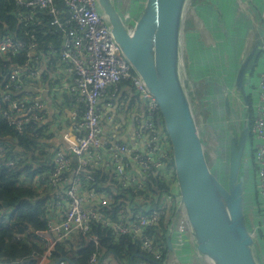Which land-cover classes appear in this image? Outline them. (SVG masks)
Returning a JSON list of instances; mask_svg holds the SVG:
<instances>
[{
    "label": "built area",
    "instance_id": "2783aa9c",
    "mask_svg": "<svg viewBox=\"0 0 264 264\" xmlns=\"http://www.w3.org/2000/svg\"><path fill=\"white\" fill-rule=\"evenodd\" d=\"M13 1L17 8L12 13L21 25L18 37L10 29L0 33V119L29 133L41 146L47 143L42 149L47 151L50 218L47 229L39 233L47 244L38 263L76 264L66 258L51 261L54 246L66 242L83 255L81 250L89 244L99 245L98 235L91 231L94 223H101L110 226L117 238L131 236L146 254L138 264H178L177 250L192 247V239L186 217L178 211L180 194L171 143L157 99L125 57L97 0ZM135 4L131 0L126 6V24L136 22L142 11L135 12ZM27 24L35 26L26 29ZM36 27L42 30L40 41ZM46 35L60 37L59 45L53 40L46 43ZM258 65L251 72L255 82L252 75L248 79L257 88L249 152L262 220L253 231L264 261V69L258 73ZM122 84L133 88L144 116L131 140L114 142L118 128L106 133L103 115L108 114L100 104L106 95L116 97ZM189 87L196 92L193 81ZM11 145L0 139V162L13 168L19 157L5 158ZM88 165L102 168L117 185L101 193L88 187L85 178L93 179L85 174ZM116 197H121L119 206ZM113 207H117L116 220L107 214ZM175 218L174 250L169 252L167 236ZM132 258L122 261L96 250L84 263L134 264Z\"/></svg>",
    "mask_w": 264,
    "mask_h": 264
},
{
    "label": "water",
    "instance_id": "95a60500",
    "mask_svg": "<svg viewBox=\"0 0 264 264\" xmlns=\"http://www.w3.org/2000/svg\"><path fill=\"white\" fill-rule=\"evenodd\" d=\"M127 60L157 99L173 151L179 188L178 211L186 217L193 251L210 264H264L249 221L246 199L250 117L247 82L251 54L239 65L234 87L245 105L241 128L228 134L226 184L210 167L196 118L194 88L187 84L184 62V22L190 0H145L132 29L113 0H97ZM236 90L224 95L226 115L234 116ZM173 219L167 236L174 250ZM59 262V261H58ZM57 262V263H58Z\"/></svg>",
    "mask_w": 264,
    "mask_h": 264
},
{
    "label": "trees",
    "instance_id": "16d2710c",
    "mask_svg": "<svg viewBox=\"0 0 264 264\" xmlns=\"http://www.w3.org/2000/svg\"><path fill=\"white\" fill-rule=\"evenodd\" d=\"M134 1L137 2V4L134 5V11H141L144 5L142 2L144 0ZM16 8L17 6L13 0H0V33L10 29L15 33L16 37H18L17 29L21 23L12 13ZM34 26L35 25L32 24L25 25L26 29H32ZM36 33L40 41L42 30L36 27ZM26 39L29 41V37ZM44 40L46 43L53 40L56 45H59L61 38H52L46 35L44 36ZM247 72L250 73L251 70L249 71L248 69ZM199 78L200 77L196 75L193 76L192 80L196 82ZM249 78L250 77H248V79ZM216 80L218 82V79ZM251 80L255 82L254 75L251 76ZM194 84L196 92L200 95L202 100L205 99V97L209 98L216 96L211 85L202 83ZM228 85H234L233 77L228 80ZM246 88L248 115L253 121V104L255 101L252 91L254 86L247 82ZM65 97L69 98L66 94ZM211 103L214 105L213 102ZM219 112L224 113L225 117L223 116V118ZM207 120L210 122L211 126L217 129V139L219 138L222 144L226 142L227 147V138L229 137L224 135V132L226 131L229 134L231 128H241V123L238 122L236 124V120L232 115H226L223 105L220 107L218 104H215L214 107L209 110ZM250 123L251 122H249V125ZM30 130L31 129L28 128V131ZM0 139L12 142L5 158L10 156L19 157V164L17 167L12 168L5 166L3 164L4 160L0 162V264H37L39 259L44 255L47 244L46 240H44L39 233L47 229L50 218L49 207L47 205L50 199V189L45 166L47 161V155L45 154L47 151L42 149V147H47V143L44 142L41 146L36 138L29 136V133L19 132L3 119H0ZM227 161L228 156L225 157L224 162H221V166L218 167L217 170L214 169V167L212 168L224 184H226L227 181ZM254 171V166H251L250 172L246 168L248 177L246 199H252V201L253 197L250 198L249 194L255 179ZM85 174L93 177L91 181L85 178V182H87L88 187L94 188L98 193L109 191L111 186L117 185V181L114 180L109 173L102 170V168H91L90 165H88V170L85 171ZM103 184H107V187H102ZM121 203V197H116L115 204L119 206ZM116 210L117 207H113L110 213L107 212L112 220H116ZM91 233L98 235L100 240L98 246L94 243L89 244L81 250L83 254L81 255L79 250H76L70 245L67 246L66 242L56 244L49 259L51 261H56L60 258H66L76 264H85L84 258L91 256L96 250H105L122 261H129L131 257H133L132 261L134 264H138L140 260L146 257V254L140 250L139 245L136 242H132L131 236L122 235L117 238L110 226L94 223Z\"/></svg>",
    "mask_w": 264,
    "mask_h": 264
},
{
    "label": "crops",
    "instance_id": "0c3cea01",
    "mask_svg": "<svg viewBox=\"0 0 264 264\" xmlns=\"http://www.w3.org/2000/svg\"><path fill=\"white\" fill-rule=\"evenodd\" d=\"M115 4L117 7L123 5L126 10L123 0H115ZM249 46L252 48L249 71L253 72L259 63L257 70L260 73L264 69V51L261 49L264 46V0H190L184 22V50L188 53L186 75L189 80L196 75L205 80L218 79V82L208 81L215 98L222 105L224 95L236 90L234 85H228V80L235 79L239 65L249 55L245 56ZM251 72H248V77ZM252 92L254 101H257V88L254 87ZM105 103L112 106L107 107ZM100 105L110 116L103 115L106 133L118 128L112 141L131 140L144 116L142 104L133 88L122 84L116 97L106 95ZM219 113L225 117L224 113ZM246 156L244 163L250 172L253 154L249 152ZM252 184L249 196L253 201L249 200V211L252 224L258 225L262 220L257 210L254 181ZM176 260L178 264H210L201 259L191 246L177 250Z\"/></svg>",
    "mask_w": 264,
    "mask_h": 264
},
{
    "label": "rangeland",
    "instance_id": "374dc122",
    "mask_svg": "<svg viewBox=\"0 0 264 264\" xmlns=\"http://www.w3.org/2000/svg\"><path fill=\"white\" fill-rule=\"evenodd\" d=\"M113 1H115V0H113ZM123 1H124L125 6H128L131 4V0H123ZM118 9L121 11V13L123 14V16L126 19V13H125L124 6L123 5L118 6ZM131 22L134 23L135 21H129L128 20L127 24L129 25V24H131ZM128 28L131 29L133 27H128ZM251 49H252L251 46L246 48L245 56L250 53ZM184 57H185L184 62H186L188 59V53L185 50H184ZM201 80H202V84H206V85L210 84V81L204 82L203 81L204 79H202V78H200L198 81L200 82ZM213 81L217 82L216 79H214ZM199 82H197V84H199ZM194 83H196V82L193 81V84ZM195 96H196V100H197L196 101L197 102L196 118L199 122L198 124L202 125V126H199V128H200V132H201L203 139H204L205 152L207 155V159L209 161L210 167L211 168L214 167V169L217 170V168L221 166V162L225 161V157L228 155V148H227L226 142L224 144H222L220 142V139L219 138L217 139L218 131L215 127L210 125V122L207 120V116L209 115V110H211V108L214 107L215 104H218V106L221 107L222 102L221 101L219 102V100H217V98L215 99L214 97H209V98L205 97V99L202 100L200 95L197 92H195ZM236 101H237V103H235V112L233 114L234 115L233 117L236 120V124L238 122H240L241 126H242V123H243L242 120H243L244 115L246 114L245 113L246 109H245L244 104H243V99L239 93L236 94ZM211 102H213L214 105ZM251 103H252V100H251ZM250 122L252 123V119H250ZM251 123H250V126H251ZM224 135L228 136V132L225 131ZM248 216H249V221H251V216H250L249 210H248ZM43 264H46V262H44Z\"/></svg>",
    "mask_w": 264,
    "mask_h": 264
},
{
    "label": "flooded vegetation",
    "instance_id": "af4514ba",
    "mask_svg": "<svg viewBox=\"0 0 264 264\" xmlns=\"http://www.w3.org/2000/svg\"><path fill=\"white\" fill-rule=\"evenodd\" d=\"M184 59H185V57H184ZM185 64H187V61L185 62ZM186 74H188V69H186ZM189 79L187 78V84H189Z\"/></svg>",
    "mask_w": 264,
    "mask_h": 264
},
{
    "label": "bare ground",
    "instance_id": "6f19581e",
    "mask_svg": "<svg viewBox=\"0 0 264 264\" xmlns=\"http://www.w3.org/2000/svg\"><path fill=\"white\" fill-rule=\"evenodd\" d=\"M115 2V1H114ZM215 98V97H214ZM216 99V98H215ZM219 154V153H218Z\"/></svg>",
    "mask_w": 264,
    "mask_h": 264
}]
</instances>
